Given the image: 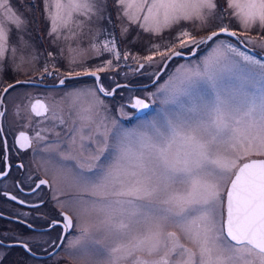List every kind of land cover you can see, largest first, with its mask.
<instances>
[{"label": "snow or ice", "instance_id": "1", "mask_svg": "<svg viewBox=\"0 0 264 264\" xmlns=\"http://www.w3.org/2000/svg\"><path fill=\"white\" fill-rule=\"evenodd\" d=\"M118 3L128 20H143L139 26L145 31L158 34L183 22H199L203 29L218 26L219 31L199 40L186 29L177 33L180 48L189 49L188 55L196 56L209 41L215 47L194 67L181 65L151 93L159 103L157 111L132 127L101 115L108 109L98 93L111 96L115 90L100 85L67 94L76 116L67 139L45 143L39 149L46 164L77 189L70 197L77 206L75 220L61 214L60 240L67 241L70 255L81 264H264V159H247L264 156V62L220 39L222 33L231 37L237 33L222 24L223 14L215 11L214 0ZM54 7L51 32L56 40L74 12L88 17L89 22L95 17L97 26L89 27L88 32L93 40L106 30L99 26L105 19L104 0H67L66 5L55 0ZM65 7L67 12L62 15ZM228 8L246 31L258 27L264 32V0H228ZM26 25V18L10 0H0V68L11 30L20 34L18 45L10 49L13 57L18 48L30 47L23 36ZM84 26V22H76L77 28ZM127 34L124 28L123 35ZM63 38L79 39L75 32ZM246 42L256 43L247 38ZM90 47L97 56L111 53L116 60L121 58L112 39L93 42ZM153 47L165 67L168 61L185 55L172 45L163 51L159 45ZM63 51L61 48L60 55ZM68 51L75 53V62L85 50L69 47ZM144 59L149 66L155 63L153 55ZM106 64L111 66L112 60ZM45 72L52 75L47 67ZM85 75L100 80L96 71ZM59 84L64 85L65 79ZM14 87L9 84L4 92ZM81 99L87 100L86 107L80 106ZM130 106L146 112L152 104L136 98ZM30 110L36 117L49 111L39 99ZM120 112L124 113V106ZM4 115L0 112V117ZM36 136L46 140L39 131ZM17 143L31 147L24 132ZM47 183L40 180L37 187ZM137 253L158 258L149 261Z\"/></svg>", "mask_w": 264, "mask_h": 264}, {"label": "rangeland", "instance_id": "2", "mask_svg": "<svg viewBox=\"0 0 264 264\" xmlns=\"http://www.w3.org/2000/svg\"><path fill=\"white\" fill-rule=\"evenodd\" d=\"M10 2L14 6V9L18 10L27 20L26 30L23 33V36L24 39L29 42L30 47L22 51L18 48L15 57H13L10 49L13 45H18V36L20 34L14 29L10 31L6 55L3 59V66L0 68V95L7 85L17 80L43 79L45 81H59L62 75L68 73L85 74L86 72L90 73L96 71L102 74V79L100 80L101 85L107 90L120 87L121 85L118 84L119 82H125L132 85L127 86V84H124V86L120 87L115 98H104L101 93H98V95L105 101V105L108 109L107 113L102 112L101 115H107L109 120L112 118L118 119L125 127H132L140 120L135 121L133 119L135 113L129 106V103L131 104L134 101V96H152L151 93L156 92L158 87L164 85L170 77L174 76L177 73V69H180L181 65L194 67L201 63L212 51V48L215 47V44L209 41L208 45H202L201 48L197 50L196 56L190 58L177 57L171 60L172 62L169 61L162 74L164 75L161 79L162 81L158 84L155 82L157 85L154 84L144 87L143 85L149 84L154 80L155 76L164 65L163 61H161L159 51L153 46L159 45L160 51H163L166 46L172 45L174 50L189 53V49L180 48L177 33L186 29L190 31L197 40H199L206 38L211 31H219L218 26H213L210 29H203L200 27L199 22H183L182 25L175 26L172 29H164L158 34L145 31L139 26L143 23L142 19L139 21H130L123 15V8L119 5L118 0H104L105 19L99 22V26L106 30L95 40H93L88 34L89 27L95 29L97 26L95 17H92L89 22L88 17L81 16L76 12L73 13L72 20L69 21L68 26L59 29L60 39L56 40V34L51 32V14L56 12L54 7L55 0H41L40 3L35 0H10ZM61 2L65 5L67 4V0H61ZM214 2L217 4V9L215 11L223 14L222 24L241 34H237L236 37L221 34L220 39L225 43L234 44L241 51H244L248 55L254 56L264 62L262 56L254 54L247 49V46H249L264 53V47L260 46L264 45V32L258 27L246 31L232 18V10L228 8V0H214ZM66 12V7L61 10L62 15ZM142 16L143 13H141V17ZM77 21L84 22L85 26L82 30L76 27ZM215 23L219 25L221 22L216 21ZM124 28L128 29L127 37L123 35ZM70 29L72 31H70ZM81 31L84 33L82 36L79 35ZM72 32H75L79 39L70 38L65 41L63 37H72ZM246 38L247 40H252L256 43H247ZM106 39H112L115 42L117 50L121 53V58L119 60H116L111 53H103L102 55L97 56L95 50L90 47L91 43H102ZM121 39L124 41L123 43L121 42ZM240 42L247 46L241 47L239 45ZM78 44L79 47H77ZM69 47L76 48L78 52L81 49L85 51L81 55L76 56V60L73 62L72 57L75 53H70L68 51ZM61 48L64 49L63 55H60ZM50 52L53 53L52 56L48 55ZM125 53L128 55L127 59H124ZM149 55H153L155 61L151 66H149L148 62L144 59ZM109 59L112 60L111 66L106 64V61ZM142 63L145 64V68H140V64ZM45 67H47L48 72L52 73V75H48L45 72ZM100 67H104L105 71H97ZM49 76L52 77L50 78ZM95 83L96 82L93 80L87 83H77L71 86L66 85L54 88H46L33 84L16 85L13 89H10L4 97L6 113L3 118V125L5 130L13 134L19 133L22 129L33 130L37 143L36 148L38 149L42 148L45 143L55 142L61 138L67 139L68 128L72 126L73 120L76 119L75 113L71 110V97L67 94L77 89L97 88ZM37 97H44L46 101H48V107L51 109V117L53 119L57 118L60 120V118H62L65 123L61 124L58 121L53 125V123L50 124L43 118L39 120L33 119L30 105ZM79 104L82 107H86L87 100L81 99ZM121 106H124L123 114L120 112ZM158 107L159 105L156 107V111ZM155 112L153 114H155ZM125 115L129 117V124H125V122L123 123L121 121L122 119H127L125 118ZM77 123H79V121H77ZM49 127H51V129H49ZM38 131L41 136L46 137V140L41 141L37 138L36 133ZM57 133H59V136H57ZM3 149L4 141L0 133L1 155ZM37 157L42 168L56 179L57 190L63 194V204L76 211L77 206L70 197L77 193V189L57 175L50 165L46 164L44 153L39 151ZM250 158L251 157H248L247 159ZM8 183L10 184L11 181ZM0 203L14 206L12 202L5 201L4 199H0ZM16 207L17 210H20L21 212L25 210L20 206ZM2 222L8 224V233L13 236L41 239L42 234L22 233L21 229H19L21 226L13 222H6L3 219ZM182 242L188 244V247H191L189 245L191 244L190 242L186 240H182ZM192 247L194 246L192 245ZM7 252L8 249L0 246V253L2 256H5ZM137 255L149 261L158 258V255L149 256L146 253H137Z\"/></svg>", "mask_w": 264, "mask_h": 264}, {"label": "flooded vegetation", "instance_id": "3", "mask_svg": "<svg viewBox=\"0 0 264 264\" xmlns=\"http://www.w3.org/2000/svg\"><path fill=\"white\" fill-rule=\"evenodd\" d=\"M239 45L241 47H246L241 42ZM254 54L261 55V52L257 50ZM49 77L51 78L52 76ZM99 77L101 80V73ZM163 77L164 75H161L156 83L158 84L162 81L161 79ZM61 78L65 79L64 85H57L59 81L37 79L36 81L42 83L37 86L54 88L66 85L71 86L77 83H87L93 80L96 82L95 84L97 88L101 85V81L100 84H98L95 77L91 75L80 74L78 76L74 73H68L62 75ZM123 83L125 82H119L118 84ZM120 87L115 88L113 96H104L103 93L101 94L104 98H115ZM138 96L148 100L152 104V108L149 112L142 115H139L135 109L131 108L135 113V116H133L135 121L150 117L159 105L154 96ZM35 99H42L46 106H49L48 101H46L44 97H37ZM154 101L155 103H153ZM130 105L131 104L129 103V106ZM3 118L2 125L0 126L2 131H0V133L4 141V149L2 155L0 154V172H6L7 175L0 176V199L10 201L14 206L0 203V246L8 249L5 256H2L0 253V264H81L79 260L74 259L70 255L67 241L62 242L60 240L63 230V217L61 214L64 213L68 216H72L75 220L76 211L63 204V194L57 190L56 179L42 168L37 157L39 149L36 148L37 143L34 131L22 129L19 132H27L28 137L31 140V147L22 148L16 140L19 133L13 134L6 131L3 125ZM42 118L50 124L53 123V125L58 121L60 122L59 119H53L51 117V109L41 117H36L33 113V119L39 120ZM121 121L123 123L125 122V124L130 123H128L129 118L122 119ZM49 129H51V127H49ZM252 157L264 156L255 155L251 156V158ZM40 180H46L48 183L37 187ZM10 181L11 183L9 184L8 182ZM7 192L13 193L17 197L22 198L30 203V205H24L13 200L7 195ZM16 206H20L25 210L21 212L20 210H17ZM2 219L6 222H13L21 226L19 229H21L22 233L42 234L41 239H33V237H17L9 234V226L5 222H2ZM70 238L71 237H69V239ZM25 244L28 245L27 248L23 246ZM189 245L192 247V244ZM186 246H188V244H186Z\"/></svg>", "mask_w": 264, "mask_h": 264}, {"label": "water", "instance_id": "4", "mask_svg": "<svg viewBox=\"0 0 264 264\" xmlns=\"http://www.w3.org/2000/svg\"><path fill=\"white\" fill-rule=\"evenodd\" d=\"M229 31H232V30H229ZM211 34V33H210ZM209 34V35H210ZM223 34V33H222ZM243 42V41H242ZM250 51H255V49L254 48H251V47H247ZM178 51H180V50H178ZM185 53V55L183 56V57H185V58H190V57H192L191 55H188V53H186V52H184ZM263 57H264V54L262 55ZM169 63V61L167 62V64ZM166 69V67L163 65V67H162V69L158 72V75H156L155 76V78H154V80L153 81H151L149 84H146V85H143L144 87H146V86H150V85H153V84H155V82H157L158 81V79H159V77L163 74V72H164V70ZM97 76H100V73L99 72H97ZM20 82V83H17V82ZM12 85H19V84H35V85H41L42 83L41 82H39V81H36V80H17V81H14V82H12L11 83ZM98 84H100V80L98 81ZM124 84H127V83H123V84H119V85H121V86H124ZM57 85H60L59 83L57 84ZM118 85V86H119ZM127 86H132V85H130V84H127ZM8 87V85L5 87V88H7ZM4 88V89H5ZM4 89H3V91H2V93H1V95H0V104H1V110H0V112H4L5 113V111H6V103H5V100H4V97H5V95H6V93L4 92ZM10 90V89H9ZM113 90H115V88L113 89ZM111 96H113V95H111ZM136 98H140V99H144V98H142V97H139V96H135L134 97V101H135V99ZM37 99H35L34 101H33V103H35V101H36ZM39 100H41V101H43L44 102V100H42V99H39ZM145 100V102H147V103H149L150 104V102H148L146 99H144ZM134 101H133V103H134ZM45 103V102H44ZM132 104V103H131ZM150 110V109H149ZM149 110H147V111H149ZM146 111V112H147ZM143 113H145V112H138V114H143ZM2 118L3 117H0V126L2 125ZM27 136H28V133L27 132H24ZM20 134V133H19ZM19 134H18V136H17V138H16V140L19 138ZM255 159H264V158H255ZM7 195L11 198V197H16V199H15V201H17V202H19V203H21V204H24V205H30V203H28L27 201H25V200H23L22 198H19V197H17L16 195H14L13 193H10V192H7Z\"/></svg>", "mask_w": 264, "mask_h": 264}, {"label": "trees", "instance_id": "5", "mask_svg": "<svg viewBox=\"0 0 264 264\" xmlns=\"http://www.w3.org/2000/svg\"><path fill=\"white\" fill-rule=\"evenodd\" d=\"M35 1H37V2H39V3L41 2V0H35ZM121 42L123 43L124 41L121 39Z\"/></svg>", "mask_w": 264, "mask_h": 264}]
</instances>
